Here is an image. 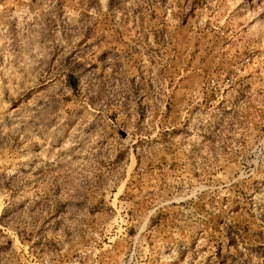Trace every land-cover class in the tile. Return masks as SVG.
<instances>
[{"label":"rangeland","instance_id":"1","mask_svg":"<svg viewBox=\"0 0 264 264\" xmlns=\"http://www.w3.org/2000/svg\"><path fill=\"white\" fill-rule=\"evenodd\" d=\"M0 264H264V0H0Z\"/></svg>","mask_w":264,"mask_h":264}]
</instances>
